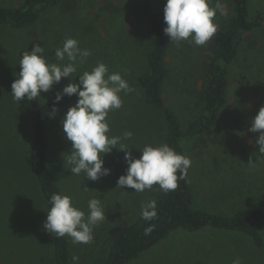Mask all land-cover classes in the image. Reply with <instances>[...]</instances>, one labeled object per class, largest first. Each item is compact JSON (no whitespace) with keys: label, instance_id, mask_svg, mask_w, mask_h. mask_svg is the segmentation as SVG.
<instances>
[{"label":"rangeland","instance_id":"rangeland-1","mask_svg":"<svg viewBox=\"0 0 264 264\" xmlns=\"http://www.w3.org/2000/svg\"><path fill=\"white\" fill-rule=\"evenodd\" d=\"M22 1L0 0V5L16 7ZM165 1L76 0L71 11L47 9L31 26L0 25V264H55L54 235L43 229L49 207L31 168L32 123L11 95L22 54L40 44L49 63L66 64V58L56 59L55 51L67 38H74L91 55L78 66L73 82L78 83L77 75L91 71L98 62L106 64L109 73L119 72L135 92L120 93L123 104L108 114V135L122 136L131 131L132 138L122 142L130 147L133 157L139 158V150L145 145L165 144V118L159 108L147 103L138 82L149 72L147 54L152 47L145 6L160 10ZM222 2L227 5V15L217 14L214 22L218 27L227 25L234 14L233 0ZM252 11L264 13V0H254ZM214 37L215 34L204 46L187 41L177 44L169 37L164 99L183 127L202 112L200 94L209 79L207 69ZM238 42L237 55L228 66L227 103L213 134L182 143L191 160L194 207L225 216L264 198V154L259 153L255 143L259 133L248 131L264 106V21L256 30L242 33ZM69 82V78H62L38 98L48 102L53 92L62 91ZM76 101L58 108L54 117L49 114L45 118L47 165L63 194L70 196L85 216L92 198L101 202L106 216L93 228L91 243L73 244L69 237V264H73V256L79 257L78 264H104L112 229L134 223L140 216L141 204L156 200L162 191L158 185L142 193L127 186L117 187L118 178L127 168L124 152L117 149L103 156V166L111 170L109 175L92 181L84 173H71L67 163L71 142L65 139L61 121ZM260 232L264 240V223ZM237 257L242 264H264V247L257 248L243 233L176 229L128 264H232Z\"/></svg>","mask_w":264,"mask_h":264},{"label":"clouds","instance_id":"clouds-1","mask_svg":"<svg viewBox=\"0 0 264 264\" xmlns=\"http://www.w3.org/2000/svg\"><path fill=\"white\" fill-rule=\"evenodd\" d=\"M227 5L222 0H166L164 5V33L171 42L179 44L182 41L196 46H204L214 36L218 25L214 22L217 14L227 15ZM44 47L34 44L31 51L22 54L19 62L18 78L11 84V95L17 102L25 98L32 101L40 97V93H48L54 84L62 78H69V83L55 95L54 106L50 113L54 117L58 111L55 107L65 95L77 96L74 106L70 107L61 123L65 139L71 142V152L67 163L71 166L73 175L84 176L97 181L110 174L111 170L104 167L103 156L113 149L124 152L127 164L126 172L117 181V187L127 186L134 192L142 193L158 185L160 190L168 193L177 189L178 180H185L191 166L190 158L177 153L168 144L159 146L145 145L139 158L133 157L128 147L122 141L130 140L131 131L122 136H110V126L107 120L112 110L122 107L120 93L125 95L135 92L128 81L119 72L109 73L108 66L98 62L91 71H83L78 83L72 76L78 71V66L85 63L91 52L81 49L74 38H67L62 48H57L55 57L58 61L67 59V63H49ZM76 76V77H77ZM248 131L259 133L255 143L259 153L264 154V106L252 119ZM179 172V176L177 173ZM87 190V188H85ZM50 208L46 212L43 229L56 238L68 236L73 244H89L93 240V228L106 219L101 202L92 198L88 200V214L73 205L68 195L53 194L49 199ZM141 218L151 222L158 216L157 202L150 200L141 204ZM155 230V224H149L144 234L150 235ZM73 264H78L79 257H72ZM232 264H242L240 258H235Z\"/></svg>","mask_w":264,"mask_h":264},{"label":"trees","instance_id":"trees-1","mask_svg":"<svg viewBox=\"0 0 264 264\" xmlns=\"http://www.w3.org/2000/svg\"><path fill=\"white\" fill-rule=\"evenodd\" d=\"M253 1L233 0V16L227 25L217 28L210 47L211 55L207 69L209 79L200 94L202 112L186 127H183L164 99V83L168 75L165 58L169 44V37L163 31L167 26L164 22L163 11L166 1L160 10L149 5L145 6L152 47L147 54L149 72L139 77L138 82L144 89L147 103L161 110L167 124L165 143L177 153L186 156L182 144L184 140H193L213 134L220 111L227 103L228 66L237 55L238 40L242 33L256 30L262 26L264 21V13H253ZM75 2L76 0H23L16 7L0 5V25L13 28L31 26L38 22L45 10L59 8L64 12L71 11ZM106 7L109 9V5ZM56 93L53 92L51 99L46 103H42L38 97L32 101L25 98L19 102L32 123L31 168L49 208V199L53 194L64 195L51 177L46 158L47 137L44 121L53 109ZM75 99H77L76 95L71 97L65 95L55 107L58 109ZM177 175L179 176V172ZM155 201L158 213L155 220L144 221L140 215L134 223L118 225L112 229L110 250L104 264H128L142 252L166 239L176 229L196 232L212 228L243 233L253 240L257 248L264 247L260 232V227L264 223V198L255 200L246 209L229 216L196 209L189 168L186 179L178 180L177 189L168 193L162 191ZM150 223L155 224V230L146 236L144 229ZM54 255L55 264H69L68 236L59 239L54 236Z\"/></svg>","mask_w":264,"mask_h":264},{"label":"crops","instance_id":"crops-1","mask_svg":"<svg viewBox=\"0 0 264 264\" xmlns=\"http://www.w3.org/2000/svg\"><path fill=\"white\" fill-rule=\"evenodd\" d=\"M227 232H228V231H227ZM227 232H224V231H223V233H227ZM212 237H213V236H212Z\"/></svg>","mask_w":264,"mask_h":264}]
</instances>
